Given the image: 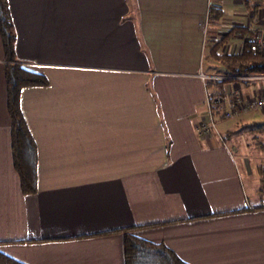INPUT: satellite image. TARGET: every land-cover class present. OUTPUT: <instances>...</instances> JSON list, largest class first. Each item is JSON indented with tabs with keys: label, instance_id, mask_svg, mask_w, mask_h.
Segmentation results:
<instances>
[{
	"label": "crops",
	"instance_id": "1",
	"mask_svg": "<svg viewBox=\"0 0 264 264\" xmlns=\"http://www.w3.org/2000/svg\"><path fill=\"white\" fill-rule=\"evenodd\" d=\"M8 5L17 59L47 84L20 93L37 158L36 192L23 194L0 39V251L24 264H125L117 231L135 228L187 264H264V164L244 151L238 162L229 130L197 131L207 99L229 88L212 78L226 74L219 55L239 51L264 0ZM242 87L263 92L264 80Z\"/></svg>",
	"mask_w": 264,
	"mask_h": 264
},
{
	"label": "trees",
	"instance_id": "2",
	"mask_svg": "<svg viewBox=\"0 0 264 264\" xmlns=\"http://www.w3.org/2000/svg\"><path fill=\"white\" fill-rule=\"evenodd\" d=\"M209 13L210 21L217 22L224 12L219 4H213ZM239 29L244 36L239 51L219 55L225 64V76L264 74V54L252 41L250 32L246 28ZM235 30V27L231 28L214 45L220 47ZM0 39L4 51V75L7 110L11 121L13 165L20 180L22 193L33 194L36 192V145L20 108V93L25 87L45 86L47 80L43 75L25 68L17 59L16 31L8 0H0ZM218 81L220 83L229 82L227 79ZM216 112L214 108L213 113ZM133 229L135 228L117 231L122 233L125 264H187L164 244L146 241L135 235ZM0 264L24 263L0 251Z\"/></svg>",
	"mask_w": 264,
	"mask_h": 264
},
{
	"label": "built area",
	"instance_id": "3",
	"mask_svg": "<svg viewBox=\"0 0 264 264\" xmlns=\"http://www.w3.org/2000/svg\"><path fill=\"white\" fill-rule=\"evenodd\" d=\"M264 17V9H259L255 15L256 26L252 27L250 37L264 54V28L260 21ZM230 52V47H225V53ZM213 79H227L228 90L221 91L207 99L209 114L202 117L197 125V131L201 136H207L215 127L214 115L220 118H235L249 111L264 113V91L246 93L242 87L243 83L264 80V74H252L241 76H218ZM217 112L214 114L213 109Z\"/></svg>",
	"mask_w": 264,
	"mask_h": 264
},
{
	"label": "rangeland",
	"instance_id": "4",
	"mask_svg": "<svg viewBox=\"0 0 264 264\" xmlns=\"http://www.w3.org/2000/svg\"><path fill=\"white\" fill-rule=\"evenodd\" d=\"M218 46H216V51H222ZM208 63L214 64V74L221 75L223 73L222 65L218 61L206 59L205 64ZM208 89L210 92L216 90L213 84H210ZM240 116L228 119L216 117L214 130L230 131V137L226 144L231 148L234 144H238L236 149L233 150L238 162H241L242 151H244L253 164H264V147H259V143H264V113L249 111ZM244 180L246 187L251 190L250 179L246 176Z\"/></svg>",
	"mask_w": 264,
	"mask_h": 264
}]
</instances>
